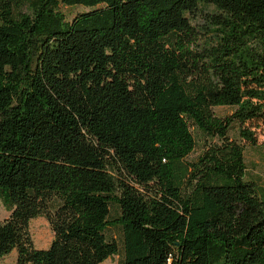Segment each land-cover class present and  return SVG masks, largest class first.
Listing matches in <instances>:
<instances>
[{"label": "trees", "instance_id": "trees-1", "mask_svg": "<svg viewBox=\"0 0 264 264\" xmlns=\"http://www.w3.org/2000/svg\"><path fill=\"white\" fill-rule=\"evenodd\" d=\"M247 146L264 0H0V264H264Z\"/></svg>", "mask_w": 264, "mask_h": 264}, {"label": "rangeland", "instance_id": "rangeland-1", "mask_svg": "<svg viewBox=\"0 0 264 264\" xmlns=\"http://www.w3.org/2000/svg\"><path fill=\"white\" fill-rule=\"evenodd\" d=\"M63 10L65 11L67 18L72 19L77 13L88 10V8L78 5L63 8ZM223 110L224 109L216 108V111L218 113H221ZM245 162L247 167V177L255 181L264 190V146H247L245 148ZM9 215L10 212L5 208L2 198L0 197V221L6 219ZM29 230L35 247L47 248L50 245L54 233L45 217L38 216L31 219L29 223ZM107 233L109 235L117 237L118 239L120 238L119 231L116 228H109L107 230ZM16 257V250H13L2 259L1 264H15ZM119 260L120 257L118 255H115L104 260L101 264H120Z\"/></svg>", "mask_w": 264, "mask_h": 264}]
</instances>
